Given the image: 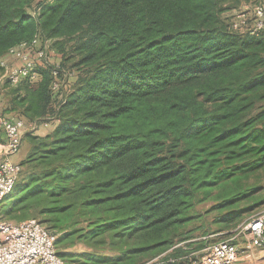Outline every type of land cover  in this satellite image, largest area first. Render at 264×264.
<instances>
[{"label":"trees","instance_id":"obj_1","mask_svg":"<svg viewBox=\"0 0 264 264\" xmlns=\"http://www.w3.org/2000/svg\"><path fill=\"white\" fill-rule=\"evenodd\" d=\"M241 1L0 0V61L34 37L56 53L0 93L49 129L4 213H34L56 252L83 244L82 264H191L192 209L264 167V30L222 17Z\"/></svg>","mask_w":264,"mask_h":264},{"label":"built area","instance_id":"obj_2","mask_svg":"<svg viewBox=\"0 0 264 264\" xmlns=\"http://www.w3.org/2000/svg\"><path fill=\"white\" fill-rule=\"evenodd\" d=\"M231 26L242 33L258 34L264 30V7L245 8L232 16ZM46 46L34 37L7 51L0 61V93L24 79L34 84L37 67L47 57ZM52 77L51 90L57 91L61 86L57 71ZM38 126L15 115L0 114V204L14 191L22 171L11 157L20 151L23 137L34 135ZM0 264L67 263L57 255L53 238L38 220L13 222L0 214ZM199 264H264V211L241 223L229 239L207 246Z\"/></svg>","mask_w":264,"mask_h":264},{"label":"rangeland","instance_id":"obj_3","mask_svg":"<svg viewBox=\"0 0 264 264\" xmlns=\"http://www.w3.org/2000/svg\"><path fill=\"white\" fill-rule=\"evenodd\" d=\"M241 6L237 9L225 12L222 14V17L225 20H229L235 14L241 12L245 8H252L255 5H261L264 7V0H242ZM239 4V5H240ZM69 44V43H68ZM71 44V43H70ZM49 44H47L46 48L48 49ZM67 48V47H66ZM47 52V50H46ZM50 54H56L55 51L52 52L50 49ZM67 62L65 63L66 67L71 68L72 64L76 62V58L74 55L70 54L69 49H67ZM45 64L53 62L52 56L46 54ZM58 55V54H57ZM59 56V55H58ZM8 109L7 105L0 106V110ZM7 115H15L13 111L6 112ZM47 127H41L37 132H34L32 136L42 137L45 133ZM28 135L25 136L22 144V148L16 154V156H21L26 153V150L29 149L28 145ZM27 155V154H26ZM15 156V157H16ZM15 157H11V161L14 163H19L15 161ZM26 157V156H25ZM24 168L21 172V175L18 179L15 189L19 186L24 180ZM15 189L14 191L5 198L0 204V214L4 219L9 221L18 222L27 218H36L34 213L28 212H11L10 214L4 213L5 210L9 207L11 202L15 197ZM237 192L239 195L232 203H227L223 207H221L223 201V195L228 192ZM264 211V167L254 171H248L238 175L234 179H230L225 181L215 187L212 191L210 197L207 200L197 204L192 211L190 212V216L193 218V222L188 226L187 230L192 231V239L181 243L180 245H186L189 242L200 243L202 245L201 249L189 251V258H191V262L195 264H199L200 259L203 255V250L216 242L224 241L229 239L234 235V230L243 222H245L250 217L263 212ZM228 214H236L235 217L232 218V221H227L226 216ZM46 228V227H45ZM51 235V234H50ZM52 237V236H51ZM54 238V237H52ZM195 248V247H193ZM87 248L78 243L73 247H64L61 251L57 250L58 255L67 263V264H82L81 258L79 255L87 252ZM103 253L109 255L110 252L105 250ZM160 257L146 262L144 264H150L159 262Z\"/></svg>","mask_w":264,"mask_h":264},{"label":"crops","instance_id":"obj_4","mask_svg":"<svg viewBox=\"0 0 264 264\" xmlns=\"http://www.w3.org/2000/svg\"><path fill=\"white\" fill-rule=\"evenodd\" d=\"M1 106V105H0ZM41 127H47L46 125H44V124H39V126L37 127V130H39V128H41ZM46 129V131H45V133L43 134V136H45L46 134H48L49 133V129L48 128H45ZM37 130L35 131V132H37ZM24 138H25V136L23 137V139H22V144L24 143L23 142V140H24ZM22 144H21V146H22ZM22 148V147H21ZM27 152H28V149L26 150V153H24L23 155H19V156H14L15 157V161L16 162H21L24 158H25V156H26V154H27ZM258 261V260H257Z\"/></svg>","mask_w":264,"mask_h":264}]
</instances>
